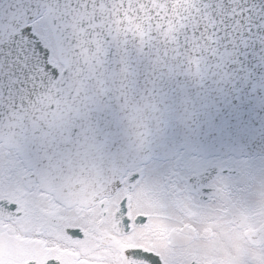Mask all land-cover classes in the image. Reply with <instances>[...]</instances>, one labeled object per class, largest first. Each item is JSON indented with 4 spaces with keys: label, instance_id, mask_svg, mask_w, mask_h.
<instances>
[{
    "label": "snow or ice",
    "instance_id": "obj_1",
    "mask_svg": "<svg viewBox=\"0 0 264 264\" xmlns=\"http://www.w3.org/2000/svg\"><path fill=\"white\" fill-rule=\"evenodd\" d=\"M0 264H264V0H0Z\"/></svg>",
    "mask_w": 264,
    "mask_h": 264
}]
</instances>
